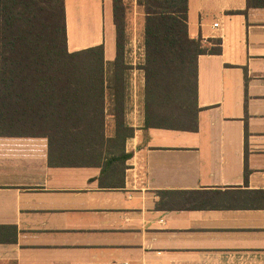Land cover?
Returning <instances> with one entry per match:
<instances>
[{"label":"crops","instance_id":"0c3cea01","mask_svg":"<svg viewBox=\"0 0 264 264\" xmlns=\"http://www.w3.org/2000/svg\"><path fill=\"white\" fill-rule=\"evenodd\" d=\"M63 6L67 51L111 62V0ZM186 33L219 48L196 59L195 129L144 127L141 41L123 168L48 165L46 138L0 136V264H264V0H187Z\"/></svg>","mask_w":264,"mask_h":264},{"label":"trees","instance_id":"16d2710c","mask_svg":"<svg viewBox=\"0 0 264 264\" xmlns=\"http://www.w3.org/2000/svg\"><path fill=\"white\" fill-rule=\"evenodd\" d=\"M115 57L102 45L68 52L63 0H0V136L44 137L52 166L123 168L125 24L122 0H111ZM143 13L144 127L195 129L190 106L196 59L206 49L186 33L187 0H136ZM114 117L105 137L104 103ZM121 163L122 166H113Z\"/></svg>","mask_w":264,"mask_h":264},{"label":"rangeland","instance_id":"374dc122","mask_svg":"<svg viewBox=\"0 0 264 264\" xmlns=\"http://www.w3.org/2000/svg\"><path fill=\"white\" fill-rule=\"evenodd\" d=\"M124 5L125 46L124 59L139 67L140 43L142 41L141 8L136 0H122ZM143 14V13H142ZM135 51V52H134Z\"/></svg>","mask_w":264,"mask_h":264},{"label":"built area","instance_id":"2783aa9c","mask_svg":"<svg viewBox=\"0 0 264 264\" xmlns=\"http://www.w3.org/2000/svg\"><path fill=\"white\" fill-rule=\"evenodd\" d=\"M213 26H217V23H214Z\"/></svg>","mask_w":264,"mask_h":264}]
</instances>
